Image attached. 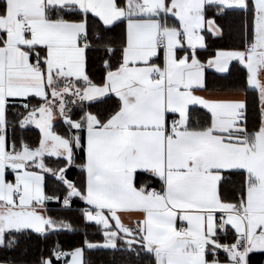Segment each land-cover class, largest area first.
Returning <instances> with one entry per match:
<instances>
[{"label": "snow or ice", "instance_id": "obj_1", "mask_svg": "<svg viewBox=\"0 0 264 264\" xmlns=\"http://www.w3.org/2000/svg\"><path fill=\"white\" fill-rule=\"evenodd\" d=\"M229 16L239 46L202 60ZM234 61L238 83L210 87L207 70L228 79ZM30 127L38 142L18 135ZM74 198L103 242H56L30 264L264 257V0H0V264H29L7 257L26 239L76 231L47 207Z\"/></svg>", "mask_w": 264, "mask_h": 264}, {"label": "trees", "instance_id": "obj_2", "mask_svg": "<svg viewBox=\"0 0 264 264\" xmlns=\"http://www.w3.org/2000/svg\"><path fill=\"white\" fill-rule=\"evenodd\" d=\"M218 23L223 26L224 34L222 37L213 38L211 35L206 37L208 48L207 50L198 51L199 57L202 60L208 58L209 55H212L216 49H231L238 47L240 44V34H239V19L233 16H229L224 19L218 20ZM119 29H116V34L118 37ZM239 67L238 63H233V76L228 77V79H221L220 75H215L214 73L207 72V78L209 86H222L227 84H237V68ZM100 66L96 65L91 69L94 73V78L96 80L100 79ZM111 106V101L104 102H95L92 105L91 110L93 112L104 113ZM198 113L194 111L193 120L197 118ZM57 130H60L59 125L56 126ZM23 134L25 140L28 143L38 142L39 130L34 127H30L23 131V133L18 132V135ZM68 177L73 180H79L80 172L76 168H72L67 173ZM238 179V177H234ZM54 185V178L46 176V186L48 191L51 193L52 187ZM85 205L79 198H74L72 203L71 210H63L61 206L56 202H49L48 209L49 214L63 218L72 222L76 231L74 232H61L58 235H50L48 240H37L35 238L26 239L21 243L20 248L16 251L7 253V257H14L17 260L28 261L30 262L36 260L40 253L47 252V249L50 248L54 243L59 242L63 250L70 251L73 247L79 246V244L87 237L93 242L102 241V234L97 231L94 225L90 227H85L82 223V218L80 217L79 209L83 208ZM5 252L0 251V257H5ZM86 259L90 261V264H142L141 261L135 260L128 256L127 253H124L120 250H94L88 251L85 253ZM264 259L258 254L253 255L252 260L253 264H257V261Z\"/></svg>", "mask_w": 264, "mask_h": 264}, {"label": "crops", "instance_id": "obj_3", "mask_svg": "<svg viewBox=\"0 0 264 264\" xmlns=\"http://www.w3.org/2000/svg\"><path fill=\"white\" fill-rule=\"evenodd\" d=\"M201 50H203V49H198V51H201ZM213 54H214V52H213ZM201 59H202V58H201ZM206 59H207V58H206ZM203 60H204V59H203ZM233 63H235V61H234ZM236 63H237V62H236ZM207 72L214 73L215 75H221V74H216V73L214 72V70H212V69L207 70ZM9 179H11V177H9ZM47 207H48V205H47ZM124 220H125V223L129 222V218H128V217H125ZM102 242H103V240L100 241V243H102Z\"/></svg>", "mask_w": 264, "mask_h": 264}]
</instances>
